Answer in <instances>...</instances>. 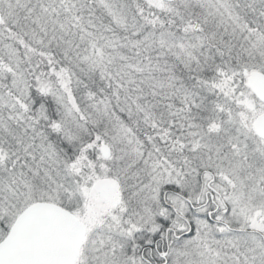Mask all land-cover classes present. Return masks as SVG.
Masks as SVG:
<instances>
[{
  "label": "snow or ice",
  "instance_id": "snow-or-ice-1",
  "mask_svg": "<svg viewBox=\"0 0 264 264\" xmlns=\"http://www.w3.org/2000/svg\"><path fill=\"white\" fill-rule=\"evenodd\" d=\"M0 264H264V0H0Z\"/></svg>",
  "mask_w": 264,
  "mask_h": 264
}]
</instances>
